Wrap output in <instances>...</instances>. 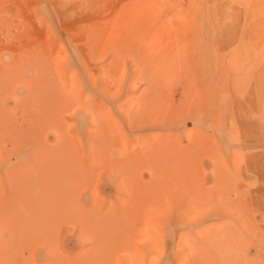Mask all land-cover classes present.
Segmentation results:
<instances>
[{
  "label": "rangeland",
  "instance_id": "obj_1",
  "mask_svg": "<svg viewBox=\"0 0 264 264\" xmlns=\"http://www.w3.org/2000/svg\"><path fill=\"white\" fill-rule=\"evenodd\" d=\"M207 263L264 264V0H0V264Z\"/></svg>",
  "mask_w": 264,
  "mask_h": 264
},
{
  "label": "bare ground",
  "instance_id": "obj_2",
  "mask_svg": "<svg viewBox=\"0 0 264 264\" xmlns=\"http://www.w3.org/2000/svg\"><path fill=\"white\" fill-rule=\"evenodd\" d=\"M227 29H229V28H227ZM224 32H225V31H224ZM226 33H227V32H226ZM226 33H225V34L222 33V35L228 37V35H226ZM40 158H41V157H40ZM31 169H32V168H31ZM33 172H34V171H33ZM40 179H41V178H40ZM41 182H42V181H41ZM39 184H40V183H39ZM42 184H43V183H42ZM15 187H16V186H15ZM17 187H18L19 189L26 188V186H24V187L17 186ZM18 188H17V189H18ZM19 189H18V190H19ZM28 206H29V205H28ZM30 209L33 210V212L31 213L32 216L37 215L36 218H42V217H41L42 215H41L40 212L37 213L36 210H34V209H32V208H30ZM40 221H41V220H40ZM209 252H210V251H209ZM209 254H210V253H209ZM208 256H209V255H208ZM211 256H212V254H211ZM211 258H212V257H211ZM208 262H209V261H208ZM211 262H212V261H211ZM219 263H220V262H219ZM207 264H208V263H207ZM209 264H210V263H209Z\"/></svg>",
  "mask_w": 264,
  "mask_h": 264
}]
</instances>
